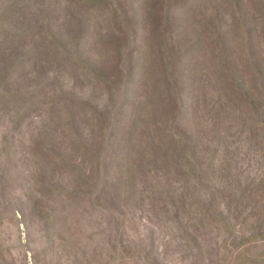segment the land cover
Wrapping results in <instances>:
<instances>
[{
  "label": "rangeland",
  "instance_id": "1",
  "mask_svg": "<svg viewBox=\"0 0 264 264\" xmlns=\"http://www.w3.org/2000/svg\"><path fill=\"white\" fill-rule=\"evenodd\" d=\"M15 1L25 7L27 18L47 17L55 38L64 41L62 50L72 57L52 68L39 99L45 106L19 117V129L0 113V264H264V126L240 118V107H228L219 131H194L197 120L214 117L208 115L206 101L220 88L208 75L209 46L194 48L189 64H183L188 66L187 77L178 105L186 114L182 129L189 130L178 132L194 133L200 163L211 164L205 175L210 178L202 185L217 192L196 198L197 191L187 192L182 185L178 162L168 165L162 160L152 163L154 167L147 149L136 145L155 125L129 128L137 115V99L147 90L140 75L158 55L156 37L150 41L157 24L150 10L157 0ZM13 2L0 0V5ZM263 2L166 0L164 7H171L174 39L184 43L204 30L207 13L228 19L223 27L231 26L228 39L233 41L232 15L237 16L242 27L237 48L229 51L240 66L252 68L264 63V36L255 32ZM245 30L252 31L251 42L257 46L243 49ZM117 77L122 83L117 102L128 87L124 101L129 107L119 125L108 130L112 148L102 166L90 154L94 140L102 146L96 122L99 111L114 104L117 93L111 99L108 86ZM33 87L25 92H33ZM228 95L227 89L218 93L224 102ZM44 122L49 130L41 131ZM37 132L45 136L35 138ZM145 162L146 171L136 169ZM97 165L103 168L100 179L90 172ZM156 179L167 182L175 199L185 192L195 198L184 199L185 210H178L167 195L156 193ZM203 199L214 201L205 203L212 210L220 205L215 224L201 210Z\"/></svg>",
  "mask_w": 264,
  "mask_h": 264
},
{
  "label": "trees",
  "instance_id": "2",
  "mask_svg": "<svg viewBox=\"0 0 264 264\" xmlns=\"http://www.w3.org/2000/svg\"><path fill=\"white\" fill-rule=\"evenodd\" d=\"M165 1L160 0V3L158 0L155 1L153 10H150L157 21L155 34L152 33L150 41L156 37L159 50L154 62H151L144 74L140 75L142 87L147 90L144 95H139L137 99L141 104L139 103L137 115L129 128L136 131L142 124L153 123L155 127L144 133L142 137L140 135L136 143L138 148L142 145L147 149L146 157L150 159L148 163L152 164L164 160L170 165L178 162L177 165L181 169L177 172L180 175V180H183L182 185L187 192L197 191V193H193L196 198L203 196L201 195L203 192H211L215 195L217 192L212 188L206 190L202 185L207 178H210V175L206 177L205 175L210 172L211 164L205 166L200 163L199 156H197L199 146L195 145L198 143L193 139L194 133L182 134L178 132L189 131L182 129V120L186 114L184 115L178 106L182 100L180 96L181 83L187 77V70L185 69L188 66H183V64H189L190 59L188 58L189 56L193 57L197 47L204 43L209 46L206 56L211 61L212 71H209L208 75L212 76L213 79L215 78L217 87L220 86V88L214 89L217 95L212 97L213 99L210 101H206L208 115L214 117L208 119H201L200 117L201 120L196 121L197 127L194 131H219L221 118L224 117L223 113L228 107L230 111L235 107H240L237 109L242 114L240 118L245 121L250 120L253 123L256 121L258 126H264V63L261 64L260 62L259 65L262 67L245 68L233 60L234 58L232 59L233 56L229 49L237 48L238 30L242 27V24H238L235 20L237 18L235 15H232L236 30L233 41L228 39L231 26L230 28L223 27V24L228 26V19L226 17L219 18L215 13L211 14V17H208V13L206 14L204 30L194 32L193 36H190L185 43L176 41L173 35L175 30L170 31L173 28L170 21L171 7H164ZM259 7V16L256 18L259 25L255 32L264 36V2ZM25 12V7L15 0L11 6L0 5V113L7 115L12 122L16 123L17 129L21 127L20 122L23 119L19 117L28 114L30 110L38 108V106H45V100L39 102V99L45 95L44 89L49 85L46 78L53 71L52 68L58 67L60 63L66 59L70 60L72 57L71 54H68L69 51L62 50V42L64 41L61 42L55 38L56 34L52 31V27H49L47 17L27 18L24 15ZM163 25L164 29H162ZM245 33L246 42L243 49L246 48V45L249 47L257 46L256 43L254 45L251 42L255 38L252 31L245 30ZM116 68L122 69L119 66ZM119 75L121 76L122 72ZM120 82L121 78L118 77L114 81L110 80L108 95L113 99L117 93L114 104H106V108L104 106V109L99 111L100 117L96 122L102 131V146L96 144L93 139L90 158L95 163L101 162L102 166L103 162L107 163L106 157L112 148L108 130L112 131L119 125L121 113L129 107V103L124 101L125 96H127L126 90H129L128 87L123 90L125 96L121 97L119 103L117 102L122 91V86H120L122 83ZM28 87L36 88L33 92H25ZM222 88L228 90L230 97L225 102L220 98L221 96H218L220 90H223ZM134 97L136 96H132L130 101ZM64 110L67 111L66 106ZM185 111L188 114V110ZM151 116L154 117L153 121H151ZM147 119L148 121H146ZM47 124L49 123L44 122L42 124L41 128L45 127V129L41 131L49 130ZM210 127H212L211 130ZM151 131H158V134ZM106 132L108 136H106ZM172 133L173 135H171ZM44 136L45 133L37 132L35 138ZM131 142L133 143V139ZM46 144H52V141ZM205 146L208 148V145L205 144ZM49 151L54 150L51 148ZM139 151L141 152V150ZM182 160H185L184 164L180 162ZM102 166L97 165L95 170L92 169L90 172H96L100 179ZM148 166L146 162L145 165L139 163V167L136 169L146 171ZM153 166L156 167L157 165ZM155 183L158 188L156 193L167 195L168 203H173L178 210L184 211L185 200L189 201L191 197H194L185 192L184 195H181V199H175L173 194L169 195L170 188L166 181L156 179ZM39 199L43 200L44 196H40ZM200 202L204 216L211 224H215L218 215H220V205L218 204L217 210H212L211 204L205 203H212L213 200L203 199ZM223 217L224 214L221 213L222 223H226ZM241 255L245 256V252L243 251Z\"/></svg>",
  "mask_w": 264,
  "mask_h": 264
}]
</instances>
